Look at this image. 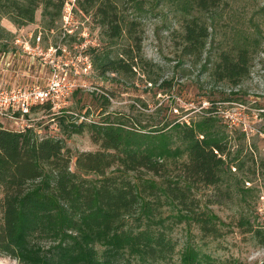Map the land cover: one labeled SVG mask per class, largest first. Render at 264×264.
I'll return each mask as SVG.
<instances>
[{"label": "rangeland", "instance_id": "rangeland-1", "mask_svg": "<svg viewBox=\"0 0 264 264\" xmlns=\"http://www.w3.org/2000/svg\"><path fill=\"white\" fill-rule=\"evenodd\" d=\"M66 3L72 6L67 27L61 17L53 28H44L40 8L34 22L24 26L0 15V86H45L53 74L62 85L63 96L55 105L38 104L30 110L28 128L38 139H62L72 154L71 170L79 152L100 149L89 124L123 128L137 135L139 146H153L162 138L171 150L168 161L185 158L181 135L186 128L199 138L205 133L219 137L225 147L221 184L194 190L201 208L219 226V235L206 236L193 222L175 223L172 255L148 264H264V247L243 225L264 226V0H224L212 18H205L210 36L202 61L195 65L181 55L176 39L181 12L174 3H123L121 14L141 22L142 53L155 66L143 69L148 74L134 68L135 74L126 78L107 72L105 79L94 69L90 53L102 45L101 28L91 12L75 10V1ZM233 42L247 44L252 52L250 73L236 86L209 75L216 54ZM123 43L117 41L118 46ZM50 45L65 51L38 55ZM205 117L211 118L205 122ZM19 123L0 116L1 127L20 131ZM161 210L164 215L175 211L168 205ZM0 264L20 263L1 255Z\"/></svg>", "mask_w": 264, "mask_h": 264}, {"label": "trees", "instance_id": "trees-1", "mask_svg": "<svg viewBox=\"0 0 264 264\" xmlns=\"http://www.w3.org/2000/svg\"><path fill=\"white\" fill-rule=\"evenodd\" d=\"M64 1L0 0V15L24 26L34 22L40 8L43 27L51 29ZM132 1L75 0V10L91 12L101 28L102 45L90 53L104 79L107 72L126 78L134 68L148 74L143 69L155 66L142 53L141 22L121 14V5ZM169 1L181 12L176 38L181 55L198 64L210 36L205 18H212L224 0ZM120 40L125 43L118 46ZM251 63L247 44L233 42L216 54L209 75L236 86L249 75ZM89 126L100 149L79 152L74 170L62 139H38L31 127L0 126V256L20 264H148L172 255L175 223L193 222L204 235H219V226L194 193L200 186L221 184L225 147L219 137L205 133L199 138L186 128L181 135L185 158L168 161L171 150L162 138L155 149L135 144L136 134L123 128ZM162 205L175 211L164 215ZM243 225L264 247V226Z\"/></svg>", "mask_w": 264, "mask_h": 264}, {"label": "built area", "instance_id": "built-area-1", "mask_svg": "<svg viewBox=\"0 0 264 264\" xmlns=\"http://www.w3.org/2000/svg\"><path fill=\"white\" fill-rule=\"evenodd\" d=\"M75 0H72L74 2ZM74 5V3H73ZM72 6L66 3L62 7V19L61 22L65 27L69 26L71 18ZM40 37H37V40ZM62 53L65 51L61 45L48 46L46 51L39 50L38 55L44 54L43 56H50L54 52ZM44 57V58H46ZM90 67V64H87ZM85 67V66H84ZM56 78V79H55ZM65 78H63L64 80ZM62 85L57 74H53L51 81L45 85L40 86L38 84L32 86H21L14 85L11 87L0 86V116H5L12 119L13 122H20L19 130L22 131L28 128L26 123V116L30 112L33 106L38 104L50 103L52 106L57 103V100L63 96V92L60 91Z\"/></svg>", "mask_w": 264, "mask_h": 264}, {"label": "crops", "instance_id": "crops-1", "mask_svg": "<svg viewBox=\"0 0 264 264\" xmlns=\"http://www.w3.org/2000/svg\"><path fill=\"white\" fill-rule=\"evenodd\" d=\"M3 59V58H2ZM2 59H0V60H2ZM3 61V60H2ZM3 63V62H2ZM2 63H0L1 65H2Z\"/></svg>", "mask_w": 264, "mask_h": 264}]
</instances>
